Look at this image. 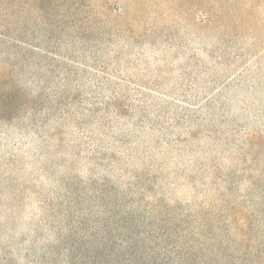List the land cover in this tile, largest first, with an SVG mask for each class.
Masks as SVG:
<instances>
[{"label":"rangeland","instance_id":"rangeland-1","mask_svg":"<svg viewBox=\"0 0 264 264\" xmlns=\"http://www.w3.org/2000/svg\"><path fill=\"white\" fill-rule=\"evenodd\" d=\"M88 233L264 264V0H0V264Z\"/></svg>","mask_w":264,"mask_h":264},{"label":"trees","instance_id":"trees-1","mask_svg":"<svg viewBox=\"0 0 264 264\" xmlns=\"http://www.w3.org/2000/svg\"><path fill=\"white\" fill-rule=\"evenodd\" d=\"M109 232L112 236L111 230H109ZM97 236H99V234L97 235V233H88V235H86V239L87 242L89 241V243L85 246V248H83V244L80 243L78 244V246L84 249V254L81 256L89 258L88 260L91 262V264H101V262H104L103 259L97 257L99 253L98 251L100 250L99 248L96 247L98 240L95 238ZM110 240L107 241L108 243L107 242L104 243L106 248L109 247ZM122 240H124V242H122L120 254L118 255L119 264H188L187 261L178 257L160 259L158 258L157 252L154 251H146L144 249H141L143 252H133V250L135 249L133 247V244H129L125 240V238ZM108 252L106 253V255H109ZM166 254H173V253L167 252ZM189 256L190 255H187V257ZM259 264L261 263L259 262Z\"/></svg>","mask_w":264,"mask_h":264}]
</instances>
